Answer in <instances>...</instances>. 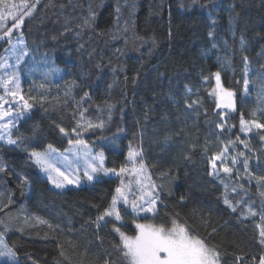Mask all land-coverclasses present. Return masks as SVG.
Listing matches in <instances>:
<instances>
[{
  "label": "trees",
  "instance_id": "obj_1",
  "mask_svg": "<svg viewBox=\"0 0 264 264\" xmlns=\"http://www.w3.org/2000/svg\"><path fill=\"white\" fill-rule=\"evenodd\" d=\"M31 4V16L12 33L28 53L18 74L33 107L11 131L16 143L0 142V236L15 253L0 264H128L114 225L134 236L135 223L171 227L172 219L217 247L221 264H235L236 256L258 264L264 129L245 134L240 120L264 123V0H0V34L14 22L10 11L19 16ZM0 43L1 60L13 42ZM216 73L234 93L233 110L216 106ZM89 121L104 126L89 128ZM73 128L103 152L105 166L127 171L62 191L50 187L30 154L50 144L65 148L77 139ZM130 147L156 185L157 215L119 206L123 221L106 217L98 227L123 176L137 198L129 192L137 189ZM225 148L235 168L209 176L212 157ZM7 170L24 182L19 199H12Z\"/></svg>",
  "mask_w": 264,
  "mask_h": 264
},
{
  "label": "snow or ice",
  "instance_id": "obj_2",
  "mask_svg": "<svg viewBox=\"0 0 264 264\" xmlns=\"http://www.w3.org/2000/svg\"><path fill=\"white\" fill-rule=\"evenodd\" d=\"M38 2V0H37ZM9 8H15L14 5H6ZM23 7L27 8L26 11H23L19 16H16L14 12H9L8 16L12 17L14 22L11 27H7L5 31L0 34V40H4L7 38V42L12 44V33L13 29H19L24 22V18L27 16H31L32 9L35 8V4H31L30 6L24 5ZM119 11V9H117ZM6 17L0 14V22L4 21ZM87 23V21H86ZM4 24L0 23V29L4 28ZM211 36L212 33L210 32ZM19 44H23V40L19 39L17 41ZM243 41L241 44L243 45ZM13 51L15 52L16 47L12 44ZM28 53L25 51H20L18 55H16V63L19 64ZM8 67L5 63H0V69H4ZM247 57H245V80L244 84L247 87L249 84V80L247 78ZM216 76V89H214V94L217 97V108H234L233 96L234 93L230 90L223 88L220 84V75L219 73L215 74ZM0 87L3 88L5 95L12 97L13 101L19 99L23 101L22 107L16 109L19 118V114L22 112H26L28 109L32 108L33 105L28 102L24 98V96L20 92V77L17 73H5L3 77H0ZM111 87V85H109ZM88 96V93H85V97ZM8 101L5 100L4 96H0V120H4L5 117H10L13 114V109L11 107L5 109V104ZM195 103V101L193 102ZM111 105H109V108ZM255 116V112L252 114ZM81 118L83 119V113H81ZM223 118V117H222ZM89 128H103L104 122L100 121L97 124H92L90 121L87 122ZM13 124V121L10 119L6 124L0 125L2 128H8ZM241 131L245 134L255 129H264V123L258 122L256 119H252L250 121H245L243 118L240 120ZM80 125H77L79 128ZM221 129L224 128V125H218ZM77 128H73L72 131L76 133L77 139L69 140L70 145L83 146L85 149L84 155L87 157L88 149L87 144L82 139H79L80 133L77 131ZM60 132L64 135H68L66 130L63 127H60ZM0 139H3V136H0ZM261 141H264V135L260 136ZM7 143L15 144L16 141L8 138ZM231 143V142H230ZM241 143H245L241 141ZM245 147H248L247 143H245ZM56 149L52 147V145H48L47 152H31V157L34 159L35 163L40 166L41 171L47 173L48 179L51 183L55 184L57 188H61L64 186L63 182L57 180L55 177H63V180L67 183H78V180L69 179V176L62 172L58 167L54 166L51 163V154L55 152ZM65 151H68L67 149ZM227 151V148L224 149L219 155L212 157V171L209 172V176H217L215 169L217 167L216 161L220 160L223 162L225 159L224 152ZM140 153L129 150L128 159L134 161L136 156H139ZM239 155L243 156L244 153H239ZM92 160L99 161V164L89 163L84 170V176L89 180H93V174L104 172L107 174L108 172H115V169H107L104 167V156L103 153H98L96 156L91 158ZM67 160V157H65ZM238 161L233 158L232 164L235 165ZM71 162H69L70 164ZM244 170L248 172V159L246 158L243 161ZM0 171H3V167L0 166ZM127 169L125 167H121L119 170V174L126 172ZM133 171H137V169H133ZM140 172H144L145 166L143 162L140 164ZM233 168L224 166L223 172L225 174H231ZM55 173V177L53 175ZM249 175H251L249 173ZM147 180V185L143 194L137 200H133L131 202L132 213L135 215H139L140 213H151L153 219L157 215V201L159 199L158 195H153V192L156 188V185L151 182L150 177H145ZM258 181L264 180V176L257 177ZM139 183V181H138ZM151 189V190H148ZM116 193L118 195H114L112 197L111 204L108 208H105L101 215H98L96 218L97 226L99 227L100 221H105L106 217H114L115 221H121L122 216L120 211L117 208L118 200H123L124 204L127 205L129 203L127 195L122 190V187L116 188ZM261 196H264V192L260 193ZM225 203L228 204V200H225ZM231 207V205L229 204ZM233 211H236L235 207H233ZM251 211V210H250ZM252 215H255V212H251ZM147 218V217H145ZM135 219V217H134ZM264 219V217H262ZM39 223H46V221L37 218ZM107 222V221H105ZM167 221H163L160 224L156 223H135L136 234L134 236H129L125 232L121 231V227L115 226L113 230L118 233L120 237V244L116 247L121 252V257L128 262V264H221V253L217 247L209 246L205 239L197 236L192 232V230L183 223H179L177 219L171 220V227H167ZM51 227V226H50ZM215 232V229H213ZM260 243L264 245V228H261L260 231ZM0 258H7V261H12L15 259V253L11 248H8L7 245H3L0 247ZM105 264H108L106 261ZM235 264H243L242 256H236ZM259 264H264V255L259 257Z\"/></svg>",
  "mask_w": 264,
  "mask_h": 264
},
{
  "label": "rangeland",
  "instance_id": "obj_3",
  "mask_svg": "<svg viewBox=\"0 0 264 264\" xmlns=\"http://www.w3.org/2000/svg\"><path fill=\"white\" fill-rule=\"evenodd\" d=\"M19 39H21V36L16 35L15 38H14V40L12 41L13 44L15 45V47H16L15 52L13 51L12 45H10L8 47V49L5 51V55L0 60V63H5V64L8 65V67H6L4 69H0V77H3L5 75V73H13V72H15V73L18 74V67H19V65L21 64V62L24 59L19 64H17L16 63V55H18L20 51H25L26 52V49H25V47L23 45L24 44V41H23V44H19L17 42ZM19 77H20V75H19ZM213 87H214L213 90L216 89V80H215V84H214ZM22 88H23V84H21V78H20V92H22ZM213 90L211 91V94L215 98L216 104H217V97L214 94V91ZM0 91H1L0 92V96L3 94V96L5 97V100L8 101V103L5 104V109H7L9 107H11L13 109L12 116L5 117L4 120H0V125L6 124L8 122V120H10V119L13 121V124L10 125L8 128H2V127H0V136H3V139H0V142L1 143H4V144H9V143H7L8 138L13 139L11 137V131H12V129L14 128V126H16V124L20 120H22L25 117H27L26 115L28 113V110L26 112L20 113L19 114V118L17 119L18 113H17L16 109H19V108L22 107L23 101H20L19 99H17L16 101H13L12 97L5 95L4 90H3L2 87H0ZM233 101H234V96H233ZM221 109L227 110V111L233 110V109H228V108H221ZM83 141L85 142V144H87L88 149L90 150L88 152L87 157H85V155H84L85 149L83 148V146L70 145L69 142L65 146V148H60L59 149V148L53 147L54 149H56V151L51 154V156H52L51 163L54 166L58 167L66 175H68L69 176V179L78 180L79 181L78 183H71V184H69V183H67L66 181L63 180V177H55V173H53L54 177L57 180L63 182V184H64L63 187L57 188L55 186V184H53V183H51L49 181L47 173L41 171L40 166H38L35 163L37 165L40 173H41V176L45 180L48 181L50 187H52L55 190L62 191L63 189H68V188H72V187H75V188L76 187H81V186H83V184L92 183V182H94V180L100 179V178H102L104 176H106V177H110V176L111 177H115L116 175H118L117 174L118 171L116 169H115V172H108L107 174H105L104 172L94 173L93 174V180L92 181H89L84 176V170H85V168L87 167V165L89 163L99 164V161L98 160L94 161L91 158L93 156H96L98 153H103V152L101 150H96L93 145L88 144L85 140H83ZM66 149L68 151H65ZM47 151H48V147L46 149H44V150H39L37 152H47ZM103 156H104V154H103ZM224 156H225V159L223 160V162L220 161V160H217L215 162L216 165H217L215 171L218 174L223 171V167L224 166L231 167L233 169L235 168V166L232 164V160H230L226 154H224ZM65 157H67V160H65ZM69 162H71V163L69 164ZM103 163H104V167L105 168L111 169V168H108L107 166H105V156H104ZM140 164H141V161H136V163L134 162L132 164V166L137 169V171H134L136 173V176H137V178H136V181H137L136 182L137 189L132 188L129 192L131 194H133L134 196H136L137 197L136 199H133L127 193V189L125 187V176H123L121 178L120 182L117 184V187H122V190L125 193V195H127L128 201H129V203L127 205H125L122 199L121 200H118L117 208L120 211L121 216H123V215H122L121 210L119 209V206H122L123 208H125L124 209L125 211H128V210L129 211H132V209H131V202L133 200H137V203L140 202L138 198L143 194V191L145 190V187L147 185V180L145 179V177H149V175L147 173H145V171L144 172H140L139 171ZM212 170L213 169H212V161H211V164H210V167H209V172L212 171ZM5 173H6V176L8 178V181H10V188H11V192H12V199H19L20 196L23 193L24 182L19 177H17L13 172H11L9 170H7ZM138 181H139V183H138ZM138 190H140V192ZM148 190H151V189H148ZM114 195H118V194L115 192ZM143 214H149V213H143ZM109 218L111 220H115L114 217H109ZM121 221H123V219ZM5 244L6 243H5L4 239L0 236V247H2ZM7 247L9 248V246H7ZM1 261H7V258H0V262ZM8 262H11V261H8Z\"/></svg>",
  "mask_w": 264,
  "mask_h": 264
}]
</instances>
